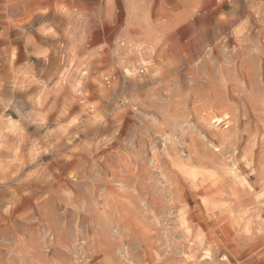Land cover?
<instances>
[{
  "label": "rangeland",
  "instance_id": "rangeland-1",
  "mask_svg": "<svg viewBox=\"0 0 264 264\" xmlns=\"http://www.w3.org/2000/svg\"><path fill=\"white\" fill-rule=\"evenodd\" d=\"M0 264H264V0H0Z\"/></svg>",
  "mask_w": 264,
  "mask_h": 264
},
{
  "label": "bare ground",
  "instance_id": "bare-ground-1",
  "mask_svg": "<svg viewBox=\"0 0 264 264\" xmlns=\"http://www.w3.org/2000/svg\"><path fill=\"white\" fill-rule=\"evenodd\" d=\"M217 122V121H216ZM221 123V122H220Z\"/></svg>",
  "mask_w": 264,
  "mask_h": 264
}]
</instances>
